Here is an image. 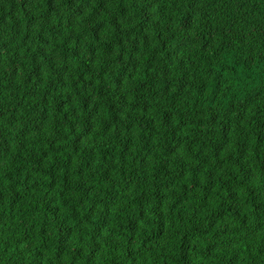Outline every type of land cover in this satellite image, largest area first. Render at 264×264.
<instances>
[{
	"label": "trees",
	"instance_id": "1",
	"mask_svg": "<svg viewBox=\"0 0 264 264\" xmlns=\"http://www.w3.org/2000/svg\"><path fill=\"white\" fill-rule=\"evenodd\" d=\"M0 264H264V0H0Z\"/></svg>",
	"mask_w": 264,
	"mask_h": 264
}]
</instances>
